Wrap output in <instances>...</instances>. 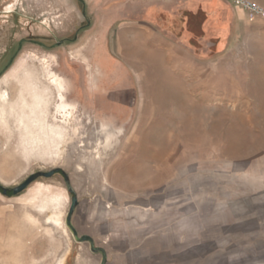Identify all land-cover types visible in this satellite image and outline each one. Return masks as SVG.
<instances>
[{"label": "rangeland", "instance_id": "1", "mask_svg": "<svg viewBox=\"0 0 264 264\" xmlns=\"http://www.w3.org/2000/svg\"><path fill=\"white\" fill-rule=\"evenodd\" d=\"M210 1L0 0V184L61 170L0 189V264H264V23Z\"/></svg>", "mask_w": 264, "mask_h": 264}, {"label": "bare ground", "instance_id": "2", "mask_svg": "<svg viewBox=\"0 0 264 264\" xmlns=\"http://www.w3.org/2000/svg\"><path fill=\"white\" fill-rule=\"evenodd\" d=\"M38 81H39L38 78H31L30 77L27 80V84H25L21 88L18 98L16 96H13V94H11V93L7 94L6 91L4 92V95L2 97L6 96L5 97L6 102H9V101L12 102L13 101L16 103H23L26 105L29 104L30 106L32 105V107L29 111L30 112L29 115L33 116L34 118L39 117L41 119V122H43L45 124L46 122H48L47 118H48V114H49L48 113V101H47L48 89L46 87H40L38 85ZM20 86H22V85H20ZM61 109H63V111L65 112L64 116L66 117L65 120H62V121L67 122L68 111L65 109V106H63V105L61 106ZM60 112H62V111H60ZM42 117H43V119H42ZM21 119H23V118H21ZM26 120H28V119H26ZM56 121H55L56 126H58L59 128H62V126ZM59 133L61 134V132H59Z\"/></svg>", "mask_w": 264, "mask_h": 264}, {"label": "crops", "instance_id": "3", "mask_svg": "<svg viewBox=\"0 0 264 264\" xmlns=\"http://www.w3.org/2000/svg\"><path fill=\"white\" fill-rule=\"evenodd\" d=\"M256 1L264 5V0ZM217 5L219 7L220 5L223 8L225 7V10H222V8L218 7L222 10V17L220 18V20L214 18L215 14L217 13L216 11L218 10ZM229 5L230 6H228L227 3L218 4L216 0H211L209 2V7L211 8V10L208 12V19L206 22V25H208L209 23L214 24V22L217 20L218 28H216V30H220L222 32V35H224L226 39L228 38L229 32L232 29V25L237 23L238 20H240L241 26H244V28L247 29L251 28L254 23H264V15L253 14L250 11L240 8L234 2L230 3ZM208 26H210V24Z\"/></svg>", "mask_w": 264, "mask_h": 264}, {"label": "water", "instance_id": "4", "mask_svg": "<svg viewBox=\"0 0 264 264\" xmlns=\"http://www.w3.org/2000/svg\"><path fill=\"white\" fill-rule=\"evenodd\" d=\"M58 171H60V168H52L50 170L47 171H43V170H39L37 172H34L32 174H30L25 180H23L20 184L15 185L13 187H7V186H3V193L4 194H8L9 191L11 190L13 192V194H19L22 191H24L33 181H35L37 178L39 177H51L53 176L55 173H57ZM64 176H65V181L68 187V190L73 194L71 197V204L69 207V211H68V216H67V220L70 221L71 220V216L73 215L78 203H79V199L78 196L75 192V190L73 189V187L70 184V180H69V176L65 173V171H62ZM73 232L75 234H77L76 229L72 226L71 227ZM79 238H81L84 241H89L91 244V248L96 251V250H103L99 247H97L92 239V237L90 235L84 234L82 236L77 235ZM101 264H104V262H102Z\"/></svg>", "mask_w": 264, "mask_h": 264}, {"label": "built area", "instance_id": "5", "mask_svg": "<svg viewBox=\"0 0 264 264\" xmlns=\"http://www.w3.org/2000/svg\"><path fill=\"white\" fill-rule=\"evenodd\" d=\"M240 8L253 14L264 15V5L256 0H231Z\"/></svg>", "mask_w": 264, "mask_h": 264}, {"label": "trees", "instance_id": "6", "mask_svg": "<svg viewBox=\"0 0 264 264\" xmlns=\"http://www.w3.org/2000/svg\"><path fill=\"white\" fill-rule=\"evenodd\" d=\"M61 171V170H60ZM0 189L3 190L2 185L0 184ZM9 193H13L11 190L9 191Z\"/></svg>", "mask_w": 264, "mask_h": 264}]
</instances>
